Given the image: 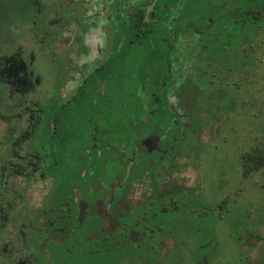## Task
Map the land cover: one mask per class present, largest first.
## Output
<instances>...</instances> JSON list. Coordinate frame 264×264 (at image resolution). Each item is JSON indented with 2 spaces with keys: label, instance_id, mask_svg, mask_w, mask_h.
<instances>
[{
  "label": "flooded vegetation",
  "instance_id": "obj_1",
  "mask_svg": "<svg viewBox=\"0 0 264 264\" xmlns=\"http://www.w3.org/2000/svg\"><path fill=\"white\" fill-rule=\"evenodd\" d=\"M259 31L264 0H0V90L41 95L4 139L28 161L2 167L0 226L21 218L0 264H264L257 206L194 203L179 175L193 113L238 109ZM39 166L44 199L17 210L6 177Z\"/></svg>",
  "mask_w": 264,
  "mask_h": 264
},
{
  "label": "rangeland",
  "instance_id": "obj_2",
  "mask_svg": "<svg viewBox=\"0 0 264 264\" xmlns=\"http://www.w3.org/2000/svg\"><path fill=\"white\" fill-rule=\"evenodd\" d=\"M256 59L253 64H247L241 69L239 82L244 89L237 100L236 111L225 112L219 120L212 118L208 112H194L197 120L199 147L191 157L180 159L179 175L186 176L187 186L192 187V200L213 205L226 194L230 199L246 205L251 201L257 206L253 214L258 218L259 224L264 227V168L251 172L245 176L242 173L241 156L249 151L264 149V31L254 36ZM260 45V46H259ZM246 47V46H243ZM232 84V79L229 80ZM247 86L248 88H245ZM40 94L34 93L25 96L7 98L5 92L0 90V184L3 180L2 167L10 161L14 164L25 165L28 159L11 156V144L5 142L8 127L19 133L27 124L28 112L21 110L18 103L39 102ZM224 102V101H222ZM240 104V105H239ZM20 113V114H19ZM35 146L28 140L20 147L21 154L29 155L34 152ZM28 167V166H27ZM41 166L28 176H7L6 197L18 201L16 209L26 202L38 204L44 199L46 182L41 176ZM195 211L196 208L194 207ZM28 213V212H26ZM12 215V213L10 214ZM9 215V216H10ZM23 215V214H22ZM9 218L4 227L0 226V233H13L17 231L21 218ZM202 221L194 222L200 226ZM0 235V236H2Z\"/></svg>",
  "mask_w": 264,
  "mask_h": 264
},
{
  "label": "trees",
  "instance_id": "obj_3",
  "mask_svg": "<svg viewBox=\"0 0 264 264\" xmlns=\"http://www.w3.org/2000/svg\"><path fill=\"white\" fill-rule=\"evenodd\" d=\"M252 164V165H251ZM244 174L264 168V149H256L243 156Z\"/></svg>",
  "mask_w": 264,
  "mask_h": 264
}]
</instances>
